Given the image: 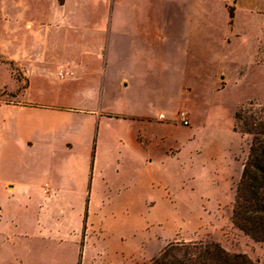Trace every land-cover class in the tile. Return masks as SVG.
<instances>
[{
  "label": "rangeland",
  "instance_id": "rangeland-1",
  "mask_svg": "<svg viewBox=\"0 0 264 264\" xmlns=\"http://www.w3.org/2000/svg\"><path fill=\"white\" fill-rule=\"evenodd\" d=\"M171 3L0 0V100L23 91L29 72L28 101L150 117L135 125L115 116L95 124L97 165L91 170L90 161L82 190L80 213L90 230L83 252L81 239L68 231L80 211L67 204L73 194L46 197L53 194L50 170L59 162L70 167L72 154L4 147L8 134L0 125V201L14 219L0 223V253L15 252L28 264H143L173 242H215L264 264V242L232 217L252 142L243 123L235 130L236 113H264V25L258 39L228 45L226 57L184 62L160 50L158 16ZM66 59L77 61L78 76L60 79L56 73ZM149 79L162 80L163 88ZM181 110L190 116L188 125ZM71 119L65 116L61 125ZM132 130L143 136L137 145ZM31 169L42 173L37 183L48 182L49 192L29 187ZM8 176L20 180L15 191L4 184ZM22 228L33 234L22 236Z\"/></svg>",
  "mask_w": 264,
  "mask_h": 264
},
{
  "label": "crops",
  "instance_id": "crops-1",
  "mask_svg": "<svg viewBox=\"0 0 264 264\" xmlns=\"http://www.w3.org/2000/svg\"><path fill=\"white\" fill-rule=\"evenodd\" d=\"M231 7L233 15L230 12ZM158 21L161 37L160 50L163 54H170L184 62L205 64L210 63L213 58L226 57L229 52L228 45L239 42L246 36H249L252 41L259 38L261 25H264V0H172L169 8L159 12ZM104 51L105 49L101 50L102 53H105ZM11 59L17 61L15 56H12ZM63 61L64 63L60 64L58 69L62 70V74L57 71V77L68 79L78 76L77 61L70 59ZM79 66H81L80 63ZM48 71L45 70L44 73H48ZM27 77L29 83L23 91H17V94H13L10 100H0V125L5 124L4 127L8 134L2 146L13 147V144L18 143L25 148H31L33 154H37L36 151L50 152L51 150L53 152L55 150V153L58 154L59 149H64L72 154L73 160L70 161V167L66 168L68 162H59L54 169L50 170L54 183L53 194L46 197L59 199L60 193L76 194L75 199L72 195L67 200L69 201L67 204L72 209L74 208V211L78 210L75 208L80 207V211L75 215V220L72 218L74 224L72 221L68 231L70 232L69 236L73 235L74 238L81 239L80 250L83 252L86 240L90 237V230L86 225V215L83 216L80 213L82 190L86 177L89 175L90 161L91 170H95L97 165L96 146L99 142V134L97 128L95 130V124L102 118L115 116L127 119L135 125L138 121L150 117L148 114H112L87 106L64 107L57 104L31 102L23 98L30 89L31 73L28 72ZM191 82L186 80L183 85L188 87L187 85L190 86ZM161 83L162 80H148V84L156 88H163ZM175 112V116H177L178 111ZM68 115L72 116V122L69 124L63 122L62 124L65 126L61 125V120ZM159 116L160 122L163 123L164 113L160 112ZM63 130L70 131V134H66ZM131 135L136 145L143 139L140 131L132 130ZM1 138L3 139V137ZM9 154L12 161L10 165L12 164L11 166L15 168L14 153ZM25 171L19 176L20 180L27 177ZM47 171L46 173L49 175ZM30 174L32 176L30 188L38 190L42 186L44 192H49L48 182L44 186L37 183L36 179L40 178L38 175H42V173L31 169ZM20 180L8 176L4 184L11 191H15L16 184ZM78 214L79 216H77ZM10 222H14V219L11 220L3 202L0 201V223L5 226ZM2 227L0 226V236L5 233ZM20 232L22 236L33 234L28 228H22ZM56 237L61 238V236ZM1 262L28 264L25 256L10 251L7 254L0 253V264Z\"/></svg>",
  "mask_w": 264,
  "mask_h": 264
},
{
  "label": "trees",
  "instance_id": "trees-1",
  "mask_svg": "<svg viewBox=\"0 0 264 264\" xmlns=\"http://www.w3.org/2000/svg\"><path fill=\"white\" fill-rule=\"evenodd\" d=\"M235 130L252 135L249 154L236 188L233 222L256 241L264 242V113H236ZM143 264H259L244 253H230L219 243L173 242Z\"/></svg>",
  "mask_w": 264,
  "mask_h": 264
},
{
  "label": "built area",
  "instance_id": "built-area-1",
  "mask_svg": "<svg viewBox=\"0 0 264 264\" xmlns=\"http://www.w3.org/2000/svg\"><path fill=\"white\" fill-rule=\"evenodd\" d=\"M62 74V72H61ZM162 116V115H161ZM179 117H180V120L185 124V125H188L190 123V118H189V114L186 110H181L179 112Z\"/></svg>",
  "mask_w": 264,
  "mask_h": 264
}]
</instances>
